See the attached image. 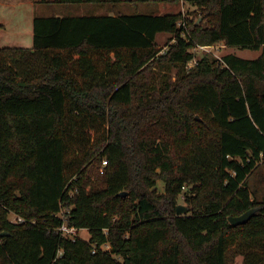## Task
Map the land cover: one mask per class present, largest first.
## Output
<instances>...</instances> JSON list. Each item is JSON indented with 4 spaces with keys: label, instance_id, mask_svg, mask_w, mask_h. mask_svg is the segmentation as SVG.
I'll use <instances>...</instances> for the list:
<instances>
[{
    "label": "trees",
    "instance_id": "trees-1",
    "mask_svg": "<svg viewBox=\"0 0 264 264\" xmlns=\"http://www.w3.org/2000/svg\"><path fill=\"white\" fill-rule=\"evenodd\" d=\"M187 2L199 23L34 16L31 48H0V264H264V0ZM218 43L260 54L186 68Z\"/></svg>",
    "mask_w": 264,
    "mask_h": 264
},
{
    "label": "rangeland",
    "instance_id": "rangeland-1",
    "mask_svg": "<svg viewBox=\"0 0 264 264\" xmlns=\"http://www.w3.org/2000/svg\"><path fill=\"white\" fill-rule=\"evenodd\" d=\"M30 1L33 5H29L27 2ZM44 1H49V3H44ZM56 0H0V21L5 24L11 22L13 19L19 18L21 20L22 26L26 28L28 26V18L30 16L38 17H48V16H58V17H78V16H89V15H114L116 13H122L126 15L132 14H143V15H166V14H177L181 13L184 17L199 23L201 18L199 17L200 12L196 7L190 5L187 0H179L176 4H168L162 2H150V3H128L126 0H121L119 4L116 5L114 9L109 6H97V5H60L55 3ZM31 18V17H30ZM9 25V24H8ZM31 28L32 23H29ZM12 27L9 25L6 30H0V48H18L26 46V43H15L12 38ZM170 37L169 34H158L156 36V45L158 49L164 50L165 44ZM31 45V43H30ZM194 55L193 61L189 63V67H193L195 62L200 59L203 55H207L212 60H218L224 55L232 54L236 57L246 60L255 59L260 51H253L249 49L242 50L237 47H227L222 43L216 45L200 48L196 47L192 50ZM161 74L156 73L154 77L150 78V83L152 87H156L158 83V78ZM171 76H174V71H172ZM197 118V120H196ZM195 120L202 122V119L195 115ZM96 173H92V178H95ZM254 181V180H253ZM253 183L250 180V184ZM256 186L259 187L256 181ZM155 189L158 193L163 192V183L158 181ZM178 205L186 207L183 197L180 196L177 201ZM9 221H14L15 217L13 214L8 215ZM77 237L82 238L87 241L89 239V234L86 230H80ZM108 248L103 247L102 250H107ZM228 264H242V257L235 256L229 259Z\"/></svg>",
    "mask_w": 264,
    "mask_h": 264
},
{
    "label": "crops",
    "instance_id": "crops-1",
    "mask_svg": "<svg viewBox=\"0 0 264 264\" xmlns=\"http://www.w3.org/2000/svg\"><path fill=\"white\" fill-rule=\"evenodd\" d=\"M27 3L31 6L33 5L30 1H28ZM0 4H2V3H0ZM30 17L28 18V22H27L28 26H26V28H24L22 26L21 20L19 18H16L7 24L0 21V30H6L7 27L10 25L12 27L11 31H12L13 41L15 43H26L25 40H28L26 46L20 47V48H31L32 47V26L30 28L29 23H32V19L34 17V14H33V16H30ZM30 43H31V45H30Z\"/></svg>",
    "mask_w": 264,
    "mask_h": 264
},
{
    "label": "water",
    "instance_id": "water-1",
    "mask_svg": "<svg viewBox=\"0 0 264 264\" xmlns=\"http://www.w3.org/2000/svg\"><path fill=\"white\" fill-rule=\"evenodd\" d=\"M197 120V118H196ZM121 196H125L126 193H121ZM257 211L256 208L250 209L246 211L244 214L237 216V217H228V221L232 226H237V225H243L245 224ZM188 212V209L182 205H177L176 207V215H183ZM5 233L0 234L1 237L5 236Z\"/></svg>",
    "mask_w": 264,
    "mask_h": 264
},
{
    "label": "built area",
    "instance_id": "built-area-1",
    "mask_svg": "<svg viewBox=\"0 0 264 264\" xmlns=\"http://www.w3.org/2000/svg\"><path fill=\"white\" fill-rule=\"evenodd\" d=\"M200 48H205V47H200ZM189 63H191V61ZM189 63L186 66L187 69L191 68V67H189ZM105 164H106L105 161L102 162V166L100 168V174H102V168L105 166ZM74 192H75V190H74ZM72 194H73V191L70 193V195H72ZM13 216L15 217V219H14V221H12V223H23L24 222V220H22L21 218L16 217L15 215H13ZM57 230H58V232L61 233L62 236L68 237L71 239H74L75 237H77L78 232L80 231L73 226H68L67 224H62Z\"/></svg>",
    "mask_w": 264,
    "mask_h": 264
}]
</instances>
